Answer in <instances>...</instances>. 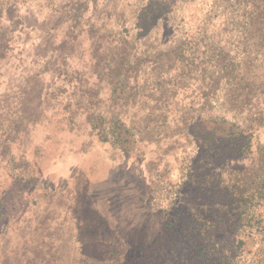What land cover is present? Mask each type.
Listing matches in <instances>:
<instances>
[{
	"label": "rangeland",
	"instance_id": "rangeland-1",
	"mask_svg": "<svg viewBox=\"0 0 264 264\" xmlns=\"http://www.w3.org/2000/svg\"><path fill=\"white\" fill-rule=\"evenodd\" d=\"M153 2L94 0L98 11L95 16L100 18L102 14H97L106 9L111 15L121 14L125 25L134 26L145 11L157 7L158 20L152 28L156 31L154 42L159 45L170 43L174 36L192 29L189 27L198 26L210 33V25L216 22L210 21V0ZM12 5L14 14L33 12L29 6ZM38 21L31 15L32 24ZM61 23L57 17L44 31L45 63L42 69L34 66V76L20 88L21 95L13 106L6 99L8 96L12 101L8 92L15 84L9 83L7 77L20 73L23 67L14 70L11 64L5 77L0 78V114L6 112L0 116V264H146L142 257L147 254L152 264H199L196 240L201 232L214 233L212 240L222 250L232 251L235 232L241 229L245 216H240V196L217 197L212 191L215 180L205 186L196 178L208 142L200 143L198 136L190 134L184 143L187 163L181 169L180 180H168L171 175L166 171L174 164L173 154L177 151L172 145L184 134L176 133L178 128L171 131L147 125L149 107L160 109L165 90L150 94L141 126L126 127L123 137L129 139L130 151L114 143L111 133L106 141L98 138L87 123V115L102 111L104 96L83 95L79 87L86 84L94 91L101 65H94L91 39L81 35L70 40L66 35L69 23ZM5 24V20L0 21V27ZM25 32L28 38L30 32L22 29ZM32 36L37 39L39 35L34 31ZM226 39L222 38L221 43ZM200 48L210 56L209 39L204 38ZM98 51L100 57L103 52ZM61 56L63 62H59ZM139 59L141 64L131 65L129 71L131 92L136 83L142 87L141 83H148L162 70L143 55ZM186 73L178 71L180 84ZM235 81L239 94H244V83L237 78ZM62 89L67 90L68 100L60 97ZM109 94L106 89L105 98ZM3 95L6 99L1 98ZM115 102L111 96L106 105L107 122L112 115L124 114V108ZM5 103L10 110L2 108ZM263 155L254 171L264 166ZM19 157L28 176L25 172L23 177H16L9 171ZM207 165L204 163L199 173ZM157 173L164 177L157 178ZM254 173L245 174L242 185L253 195L247 207L249 215L264 212V206L259 204L264 177ZM181 182L185 186L179 188L177 184ZM194 197L203 200L191 203Z\"/></svg>",
	"mask_w": 264,
	"mask_h": 264
},
{
	"label": "trees",
	"instance_id": "trees-1",
	"mask_svg": "<svg viewBox=\"0 0 264 264\" xmlns=\"http://www.w3.org/2000/svg\"><path fill=\"white\" fill-rule=\"evenodd\" d=\"M12 4L29 6L33 10L29 14L35 15L39 20L35 23H44L45 30L59 17L62 19V26L69 23L66 35L70 36V40L81 35L91 39L89 45L94 52V65H101V70L96 74L99 81L94 91L92 86L88 88L86 84L79 89L83 95L89 97L93 94L104 96L103 102L106 103L102 111L87 115V123L101 140H108V133H111L114 143L127 150L129 139L123 137L127 132L126 127L134 129L141 126L144 106L152 98L150 94L166 91L160 109L149 107L150 119L147 125L154 129L162 126L171 131L178 128L176 133L184 134L180 141L174 140L172 145L177 151L173 154L174 164L166 171L171 175L168 180H180L178 177L181 169L187 163L184 143L190 134H194L198 136V142H208L195 172L196 178L202 180L200 183L205 186L215 180L216 186L212 187V191L217 197L240 196V216L253 218L254 221L252 223L249 218H242V227L235 232L237 239L233 243L232 251L222 250L218 242L212 240L214 233H199L196 240L199 257L197 262L264 264V212L249 215L247 207L250 206L253 195L242 186L245 185V174L251 176L256 172L255 176L260 174L264 177V166L260 165V169L254 171L258 167L260 154L264 153V0H210V21H216L210 25V33L208 29L198 26L189 27L192 31L182 32L164 45L154 42L156 31L152 27L158 20V13H155L157 7L152 6V10L145 11L144 16H140L136 25L132 26L125 25L121 14L111 15L106 9L97 14H102L100 18L95 16L98 11L94 0H0V21L5 20L8 23L5 27H0V78L5 77L11 64L14 65V70L25 65L21 51L22 41L28 39L29 45L33 44L36 39L32 33L37 31L39 35L42 30H37L34 23L29 30V37L26 38L27 32L22 33L24 27L18 13L9 18L4 17L6 5L14 10L15 6ZM10 24L12 28L9 27ZM16 28L17 31L14 32ZM228 36H233V39L227 40ZM204 38L210 40L209 57L200 50ZM222 38L226 39L224 44L221 43ZM99 49L103 52L100 57L97 55ZM141 55L152 63H157L162 70L157 71L148 83H141L142 87L136 83L131 92L128 86L131 75L129 71L131 65L141 64ZM58 59L63 62L64 56ZM44 63L45 61L42 65L38 64L37 68L42 69ZM179 70L187 72L181 84L180 75L177 74ZM33 71L26 76L24 82L12 85L8 92L13 96L12 101L8 96L7 99L4 97L11 106L19 99L23 84L34 76ZM94 72L93 70L92 74ZM132 77L137 80L136 73ZM236 78L244 83V94H239L240 87L235 81ZM15 87L18 88L17 92ZM106 89L110 93L107 98ZM66 91L60 90V97L68 100ZM71 94H74L73 91ZM111 96L116 99L115 105H120V109L124 108V114L112 115L107 122L105 110ZM4 106L8 110L11 108L6 103L3 109ZM2 115L5 116L6 112L0 114ZM130 149L131 147L128 151ZM10 158L12 161V154ZM215 159L218 161L215 162ZM21 162L19 157L18 163L13 161L9 166V171L16 177H23L27 172ZM204 163L209 165L199 173ZM253 163L255 165L252 166ZM28 174L29 172L25 176ZM156 175L157 178L164 177L158 173ZM183 185L185 186L184 182L177 184L179 188ZM198 200L203 199L194 197L190 202ZM259 201L264 206V194ZM1 203L0 198V207ZM149 258L147 254L142 260L152 264Z\"/></svg>",
	"mask_w": 264,
	"mask_h": 264
},
{
	"label": "water",
	"instance_id": "water-1",
	"mask_svg": "<svg viewBox=\"0 0 264 264\" xmlns=\"http://www.w3.org/2000/svg\"><path fill=\"white\" fill-rule=\"evenodd\" d=\"M14 14V10L10 5H6L4 8V17L9 18L12 17ZM15 15V14H14ZM20 20L22 21L23 27L25 31H28L34 26L31 22V15L27 13H18ZM35 28L40 31L39 37L34 41L33 44L29 45L28 39H23V43L21 44V51L22 55L25 59V65L23 66V70L20 73H11L7 77V81L12 84H18L24 82L26 76H28L32 71L35 65L38 66L42 65L44 61L43 57V50L45 45V38H44V30L45 24H36ZM5 97L3 95L1 98Z\"/></svg>",
	"mask_w": 264,
	"mask_h": 264
}]
</instances>
